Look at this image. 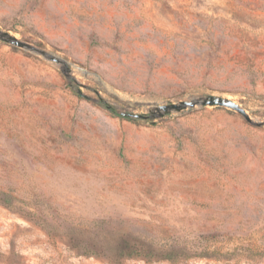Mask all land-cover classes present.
<instances>
[{
    "label": "rangeland",
    "instance_id": "obj_1",
    "mask_svg": "<svg viewBox=\"0 0 264 264\" xmlns=\"http://www.w3.org/2000/svg\"><path fill=\"white\" fill-rule=\"evenodd\" d=\"M0 29L57 59L0 40V264H264V0H0ZM207 95L259 125L122 116Z\"/></svg>",
    "mask_w": 264,
    "mask_h": 264
},
{
    "label": "water",
    "instance_id": "obj_2",
    "mask_svg": "<svg viewBox=\"0 0 264 264\" xmlns=\"http://www.w3.org/2000/svg\"><path fill=\"white\" fill-rule=\"evenodd\" d=\"M0 40L11 43L17 47L25 48L34 52H37L41 54L45 58H50L52 61L57 62L56 58H53L49 56L47 53L43 51H37L35 48H33L31 45L18 41L15 37L11 36L7 31H3L0 29ZM196 105L200 106H217V107H224L229 110H233L234 112H237L241 116L245 118V120L249 123H253L256 125H259L257 123H254L250 116L246 113V111L241 108L238 104H236L234 101H231L230 99H227L225 97L216 96V95H207L205 97L193 99V100H184L179 101L177 103L175 102H169L165 105H162L157 108V111H159L158 114H155L154 112L151 114V116L148 115H141V114H133V113H122L123 117L128 118H136V119H148L149 117H155L156 115L158 117H163L164 115H167L171 112H181L183 110L191 109Z\"/></svg>",
    "mask_w": 264,
    "mask_h": 264
},
{
    "label": "trees",
    "instance_id": "obj_3",
    "mask_svg": "<svg viewBox=\"0 0 264 264\" xmlns=\"http://www.w3.org/2000/svg\"><path fill=\"white\" fill-rule=\"evenodd\" d=\"M105 107L108 108L107 106H105ZM108 109H110V108H108ZM2 196H3V198H2ZM0 203H3L7 206L11 205L10 199L7 197V195L1 193V191H0Z\"/></svg>",
    "mask_w": 264,
    "mask_h": 264
}]
</instances>
